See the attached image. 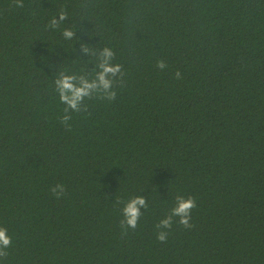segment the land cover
Wrapping results in <instances>:
<instances>
[{"label":"trees","instance_id":"trees-1","mask_svg":"<svg viewBox=\"0 0 264 264\" xmlns=\"http://www.w3.org/2000/svg\"><path fill=\"white\" fill-rule=\"evenodd\" d=\"M22 2L0 0V264H264V0ZM105 47L117 99L68 130L54 79L94 78ZM178 194L193 227L160 242ZM135 195L149 207L122 235Z\"/></svg>","mask_w":264,"mask_h":264},{"label":"clouds","instance_id":"clouds-1","mask_svg":"<svg viewBox=\"0 0 264 264\" xmlns=\"http://www.w3.org/2000/svg\"><path fill=\"white\" fill-rule=\"evenodd\" d=\"M17 7H23L22 0H15ZM64 12L59 13V18H52L49 26L52 28L58 27L61 21L65 19ZM63 36L66 39H71L74 33L71 29H65ZM81 51L89 53V48L86 45L81 46ZM114 57L113 51L105 47L99 52V59L96 64L94 78L89 79L87 74L66 73L60 72L54 79L55 91L58 94V99L65 105L63 115L59 117L60 123L68 130L71 129L70 121L72 113H87L88 106L86 100L92 99L94 96L99 100H106L109 103L117 99V90L113 87L114 78L122 74L121 65L112 63ZM156 67L164 71L167 69V62L163 59L156 61ZM174 77L177 80L182 79L181 72L176 70ZM53 196L60 199L65 195V186L61 183L55 184L50 188ZM174 206L171 207L168 213L161 218L155 225L156 239L160 242H166L169 236V231L172 228L174 218L175 222L185 229H191L193 224L192 210L197 207L194 197L184 195L175 196ZM116 204L122 205L120 211L122 218L119 221L121 234L127 235L128 230H135L138 226V221L142 216L141 209L149 207L147 199L141 195H135L127 201L116 199ZM12 238L8 234L5 227L0 226V260H4L8 256V249L12 246Z\"/></svg>","mask_w":264,"mask_h":264}]
</instances>
